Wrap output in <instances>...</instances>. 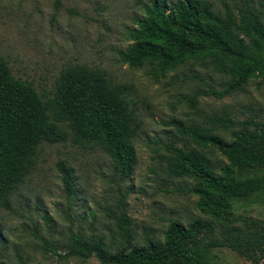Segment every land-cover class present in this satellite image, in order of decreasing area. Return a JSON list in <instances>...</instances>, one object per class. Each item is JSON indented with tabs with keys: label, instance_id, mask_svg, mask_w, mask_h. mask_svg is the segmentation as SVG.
Here are the masks:
<instances>
[{
	"label": "trees",
	"instance_id": "1",
	"mask_svg": "<svg viewBox=\"0 0 264 264\" xmlns=\"http://www.w3.org/2000/svg\"><path fill=\"white\" fill-rule=\"evenodd\" d=\"M167 4L150 0L142 6L147 17L130 29V43L120 53L123 63L150 66V73L164 75L189 61L204 62L225 80L220 89L198 91L193 103L201 95L221 99L243 91L253 78L264 80V0H245L235 11L216 9L209 0ZM37 91L31 82L14 77L0 55V209L10 207L43 144L68 141L82 148L99 147L120 179L132 174V140L140 123L127 100V85L113 83L100 69L71 65L60 71L51 95ZM205 118L204 123L171 118L182 145H166L169 176L189 181L186 191L196 196L200 217L186 224L169 220L162 241L145 237L135 243L131 220L119 200L111 212L117 227L112 241L78 229L60 240L53 253L81 261L95 257L99 264H214L210 250L225 246L250 264H260L264 220L234 214L231 202L264 194V120L238 121L226 113ZM208 151L222 159H212ZM58 168L69 201L75 187L73 169L61 161ZM242 168L263 173L240 176Z\"/></svg>",
	"mask_w": 264,
	"mask_h": 264
},
{
	"label": "rangeland",
	"instance_id": "2",
	"mask_svg": "<svg viewBox=\"0 0 264 264\" xmlns=\"http://www.w3.org/2000/svg\"><path fill=\"white\" fill-rule=\"evenodd\" d=\"M149 1L0 0V55L14 77L51 95L63 68L100 69L113 83L128 86L126 97L140 123L132 140L134 170L123 180L99 147L82 148L68 141L41 146L35 167L12 195L10 207L0 209V264H99L95 257L87 261L62 258L52 248L78 229L112 241L117 227L111 212L119 200L131 220L135 243L145 237L162 241L169 220L186 224L201 216L196 196L186 191L189 181L169 176L166 145L171 141L182 145L170 119L204 123L206 115L226 113L238 121L264 120V80L260 78L251 79L243 91L221 99L201 95L193 103L198 91L220 89L225 80L204 62L189 61L164 75L150 73V66L129 67L122 62L120 53L130 43L128 33L147 17L142 6ZM167 1L171 7L176 0ZM209 1L224 11L225 7L234 10L245 0ZM208 155L222 159L217 153L208 151ZM60 161L73 169L75 187L69 201ZM262 173L254 168L238 172L240 176ZM231 204L236 215L264 220V194L233 198ZM209 256L214 264H250L225 246L212 248Z\"/></svg>",
	"mask_w": 264,
	"mask_h": 264
}]
</instances>
